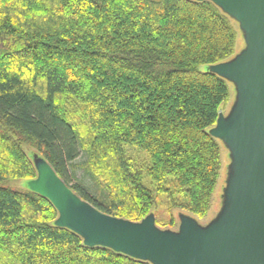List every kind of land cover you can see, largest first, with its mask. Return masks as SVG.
I'll use <instances>...</instances> for the list:
<instances>
[{
	"label": "trees",
	"instance_id": "16d2710c",
	"mask_svg": "<svg viewBox=\"0 0 264 264\" xmlns=\"http://www.w3.org/2000/svg\"><path fill=\"white\" fill-rule=\"evenodd\" d=\"M232 20L208 0H0V264H152L87 246L12 187L38 177L25 147L111 217L174 231L157 204L207 216L231 92L201 67L234 59Z\"/></svg>",
	"mask_w": 264,
	"mask_h": 264
},
{
	"label": "water",
	"instance_id": "95a60500",
	"mask_svg": "<svg viewBox=\"0 0 264 264\" xmlns=\"http://www.w3.org/2000/svg\"><path fill=\"white\" fill-rule=\"evenodd\" d=\"M208 1L234 19L246 37L242 54L211 69L237 90L232 112L220 113L210 132L232 158L225 211L208 228L185 216L178 232L159 229L154 215L139 223L114 218L83 201L42 161L33 189L56 207L57 225L87 246L152 264H264V0Z\"/></svg>",
	"mask_w": 264,
	"mask_h": 264
},
{
	"label": "rangeland",
	"instance_id": "374dc122",
	"mask_svg": "<svg viewBox=\"0 0 264 264\" xmlns=\"http://www.w3.org/2000/svg\"><path fill=\"white\" fill-rule=\"evenodd\" d=\"M232 22L236 24V28L239 33L238 39H237L236 54L234 57L236 58L237 56L242 54L246 49V37H245L244 32L241 30L240 26H238V24L234 22L233 20ZM212 68L213 66L206 65V66H202L201 70L204 72H209L211 71ZM228 85H229L230 92H231V99H230V102L221 110V114H223L225 117H228L230 115V113L232 112L237 102L236 86L231 82H228ZM219 144L221 147V155H222V163H223L222 170H221V176L219 178L217 187L214 191L211 208L206 217L197 218L195 216H192L188 212L183 211L181 209H177V208L173 209L171 212H167L168 210L165 208L163 204L160 203L156 205L154 212L156 213V217L158 219L165 220V219L170 218L171 215L174 217L175 222H176V227L174 229V232L179 231L181 221L183 217L185 216L195 219V221L198 223V225L201 228H208L209 226L217 222L222 216V214L224 213L225 208H226V192H227L230 177L232 175V158H231L230 150L227 148V146L221 141H219ZM25 149L36 166L39 165L43 161L38 156L37 152L34 149L28 148V147L27 148L25 147ZM83 161L84 159L81 158L75 164L76 165L81 164ZM75 174L77 178L81 180L83 179L87 184L93 186L91 180L89 179V177L85 176L83 171L77 169L75 170ZM33 183H34L33 181L21 180L19 182L11 183V186L16 189L32 190Z\"/></svg>",
	"mask_w": 264,
	"mask_h": 264
}]
</instances>
